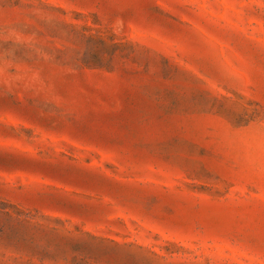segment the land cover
<instances>
[{
	"label": "rangeland",
	"instance_id": "1",
	"mask_svg": "<svg viewBox=\"0 0 264 264\" xmlns=\"http://www.w3.org/2000/svg\"><path fill=\"white\" fill-rule=\"evenodd\" d=\"M0 264H264V0H0Z\"/></svg>",
	"mask_w": 264,
	"mask_h": 264
}]
</instances>
